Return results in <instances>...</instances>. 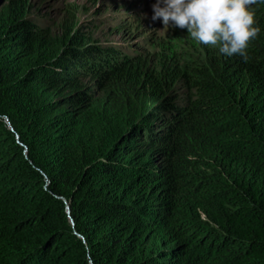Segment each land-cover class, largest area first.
<instances>
[{"label":"trees","instance_id":"16d2710c","mask_svg":"<svg viewBox=\"0 0 264 264\" xmlns=\"http://www.w3.org/2000/svg\"><path fill=\"white\" fill-rule=\"evenodd\" d=\"M248 60L58 32L0 6V264H264V4ZM87 80V82H85Z\"/></svg>","mask_w":264,"mask_h":264},{"label":"rangeland","instance_id":"374dc122","mask_svg":"<svg viewBox=\"0 0 264 264\" xmlns=\"http://www.w3.org/2000/svg\"><path fill=\"white\" fill-rule=\"evenodd\" d=\"M6 0H0L2 6ZM33 14L43 19L42 25L54 32L64 23L96 21L90 30L95 38L114 44H135L142 52L152 50V42L160 38H181L200 45L186 28L169 26L162 30L161 20H153L156 0H32ZM87 82V80L85 81Z\"/></svg>","mask_w":264,"mask_h":264},{"label":"clouds","instance_id":"9594fccd","mask_svg":"<svg viewBox=\"0 0 264 264\" xmlns=\"http://www.w3.org/2000/svg\"><path fill=\"white\" fill-rule=\"evenodd\" d=\"M258 4L264 0H156L152 19L162 21V30L186 28L199 43L247 62L248 47L261 32L254 22Z\"/></svg>","mask_w":264,"mask_h":264}]
</instances>
